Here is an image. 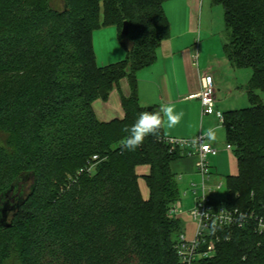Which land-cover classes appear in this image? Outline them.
<instances>
[{
  "label": "trees",
  "instance_id": "16d2710c",
  "mask_svg": "<svg viewBox=\"0 0 264 264\" xmlns=\"http://www.w3.org/2000/svg\"><path fill=\"white\" fill-rule=\"evenodd\" d=\"M167 1L0 0V180L9 179L0 198L29 187L12 226H0V264L12 250L20 264H179L183 225L169 213L180 201L171 165L184 154L165 143L162 111L138 98V73L170 37ZM212 2L224 11L225 54L252 70L251 107L224 114L238 167L226 178L225 204L264 214V0ZM110 26L131 45L122 43V61L99 66L93 35ZM116 88L124 116L101 121L93 104ZM143 113L158 114L159 128L129 150ZM216 234L214 257L196 264H264V235L253 228Z\"/></svg>",
  "mask_w": 264,
  "mask_h": 264
},
{
  "label": "crops",
  "instance_id": "0c3cea01",
  "mask_svg": "<svg viewBox=\"0 0 264 264\" xmlns=\"http://www.w3.org/2000/svg\"><path fill=\"white\" fill-rule=\"evenodd\" d=\"M164 10L170 22V37L157 49V59L154 64L138 73L139 102L142 107L146 108L154 106L160 110L162 106L173 108V114L178 115L179 120L171 127L167 116L162 112L163 131L166 138L192 140L203 136L205 143L219 149L218 154L227 153L229 151L226 149L228 142L220 148L215 140L216 132L222 126L226 131L224 125L219 122L215 114L203 116L200 101L187 97L199 92L201 75H208L213 78L216 87V111L225 114L229 111L240 110L236 106L243 94L246 93L249 99L248 85L252 78V70L235 67L225 54V22L221 41H214L212 25L204 27L205 11L204 8L199 7V0H169L164 4ZM101 29L117 30L113 26ZM197 53L199 55L198 65L195 66L193 60ZM98 63L106 65L103 61ZM121 89L124 92L127 91V84H122ZM114 96L119 99H116L115 104L112 103ZM94 109L97 117L102 121L123 117L124 111L119 90L114 89L107 101H95ZM180 150L184 154L183 157L175 160L171 165L176 177L181 176L184 180L186 174L200 176L196 170L197 148L192 146ZM210 168L213 173L211 184L214 186L218 184L217 174L211 165ZM148 171V166L143 174L138 170L140 177L143 178ZM194 193L197 197L199 190L197 189ZM142 196L147 198L149 190L144 194L142 192ZM216 198H214L215 202L219 201ZM180 202L182 206L181 199ZM182 225L188 236L187 229L183 223ZM196 228V223L193 221V238Z\"/></svg>",
  "mask_w": 264,
  "mask_h": 264
},
{
  "label": "built area",
  "instance_id": "2783aa9c",
  "mask_svg": "<svg viewBox=\"0 0 264 264\" xmlns=\"http://www.w3.org/2000/svg\"><path fill=\"white\" fill-rule=\"evenodd\" d=\"M198 53L194 55L193 63L198 65ZM201 88L196 94H191L188 99H198L202 106V115H216L219 122L224 124V114L216 111V87L211 76L201 75ZM172 151L177 149L196 147L197 162L196 170L201 176V185L196 186L199 190L195 206L189 215L196 223V233L194 238L189 239L185 232L178 236L176 250L179 258V264H195L202 258H213L216 253L217 244L222 237L217 233L219 230L227 228H245L251 227L259 235H264V214L257 213L254 210H241L238 208H229L225 200L215 202L217 190L222 188V183L212 185L213 173L208 162L209 156H216L219 149L205 143L203 136L195 139L164 138ZM226 149L233 150L231 144L226 145ZM96 159V157H94ZM92 167L88 169L91 171ZM195 190V191H196ZM181 202H177L169 211L172 216H178L181 209ZM214 226V230H213Z\"/></svg>",
  "mask_w": 264,
  "mask_h": 264
},
{
  "label": "rangeland",
  "instance_id": "374dc122",
  "mask_svg": "<svg viewBox=\"0 0 264 264\" xmlns=\"http://www.w3.org/2000/svg\"><path fill=\"white\" fill-rule=\"evenodd\" d=\"M199 7L204 8V27L207 28L212 25L213 29V38L215 42H220L223 37L224 31V13L222 6L213 5L211 0H199ZM199 36V35H198ZM200 39V38H199ZM122 42L118 37V31L114 29H99L94 32L93 36V44L96 54L97 63L105 62L106 65L117 63L122 61L126 56V49L122 43L127 46L131 45V42L125 38ZM99 66H105L99 64ZM247 72V71H244ZM127 84V83H126ZM258 94L261 98L262 103H264V92L258 91ZM117 97L112 98V103H116ZM119 100V99H118ZM117 100V101H118ZM251 103L248 99L246 93L241 97V101L237 104L236 107L239 109H244L247 107H251ZM94 109V104H93ZM95 112V109H94ZM96 114V112H95ZM97 115V114H96ZM102 121V120H101ZM223 126L216 132V143L221 147L227 144L226 133ZM209 164L213 167L214 171L217 174V183H222V188L217 191L216 199L224 202L227 197V186H226V178L228 176H234L238 172V167L236 163L235 155L233 151H227V153L221 152L217 156H210L208 158ZM147 169V166L143 165L139 167V172L143 174V171ZM69 178V177H68ZM9 179L0 180V184H6ZM178 185L180 189V199L182 201V207L178 214V217L185 228L188 231V238L192 239L193 235V220L190 217L189 213L194 207V201L196 199L195 190L196 186L201 185V177L199 175H188L186 174L184 180L181 176L177 177ZM139 186L141 187V193H146L148 191V187L145 179L141 176L139 179ZM144 181V182H143ZM196 185V186H195ZM25 191L28 192L29 187L28 184L25 187ZM145 191V192H144ZM182 231L184 232V228L182 227ZM12 245V242L10 243ZM5 264H20L15 253V250L11 251V256ZM196 264V263H195Z\"/></svg>",
  "mask_w": 264,
  "mask_h": 264
},
{
  "label": "clouds",
  "instance_id": "9594fccd",
  "mask_svg": "<svg viewBox=\"0 0 264 264\" xmlns=\"http://www.w3.org/2000/svg\"><path fill=\"white\" fill-rule=\"evenodd\" d=\"M161 111L167 116L170 127L178 122L179 116L173 114L172 107L162 106ZM159 125L160 119L158 114H141L136 120V123L131 128L129 138L126 141L125 146L129 150H135L140 144L143 143V140L146 135L155 133V131L159 128Z\"/></svg>",
  "mask_w": 264,
  "mask_h": 264
},
{
  "label": "water",
  "instance_id": "95a60500",
  "mask_svg": "<svg viewBox=\"0 0 264 264\" xmlns=\"http://www.w3.org/2000/svg\"><path fill=\"white\" fill-rule=\"evenodd\" d=\"M129 25L126 22L122 29V35L128 36ZM25 183L19 184V190L15 193V186H12L8 191L2 194L0 198V226L10 228L12 220L15 217L17 210L24 203Z\"/></svg>",
  "mask_w": 264,
  "mask_h": 264
}]
</instances>
